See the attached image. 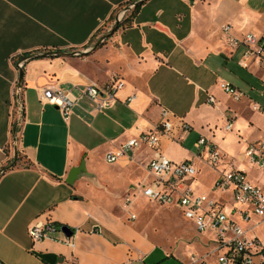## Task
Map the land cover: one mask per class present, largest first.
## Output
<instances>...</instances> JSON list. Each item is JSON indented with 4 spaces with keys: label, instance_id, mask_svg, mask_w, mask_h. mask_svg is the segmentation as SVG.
<instances>
[{
    "label": "crops",
    "instance_id": "1",
    "mask_svg": "<svg viewBox=\"0 0 264 264\" xmlns=\"http://www.w3.org/2000/svg\"><path fill=\"white\" fill-rule=\"evenodd\" d=\"M133 1L0 0V172L16 161L0 174V264H144L155 249L123 210L136 186L154 180L147 167L153 149L140 146L113 163L106 155L140 130L156 128L165 108L173 114L174 137L163 136L160 148L175 162L193 161L198 192L215 190L218 171L205 162L211 144L223 151L219 167L227 169L241 160L242 136L259 140L251 135L261 130L254 115L264 114L254 108H264V64L240 66L243 48L228 55L220 26L231 23L239 37L264 36V0H145L123 13ZM118 16L120 27L94 52L27 61L19 91L22 58L87 51ZM116 78L125 85L105 111L83 97L65 119L41 100L43 86L78 94L86 83ZM223 80L237 88L247 84L248 95L234 99L220 88ZM19 100L20 138L14 145ZM230 116L234 133L224 130ZM201 137L208 142L199 149ZM82 162L84 172L70 182ZM206 169L215 173L211 192L198 178ZM47 220L79 228L75 246L55 238L33 242L29 228ZM95 227L100 231L92 232Z\"/></svg>",
    "mask_w": 264,
    "mask_h": 264
},
{
    "label": "built area",
    "instance_id": "2",
    "mask_svg": "<svg viewBox=\"0 0 264 264\" xmlns=\"http://www.w3.org/2000/svg\"><path fill=\"white\" fill-rule=\"evenodd\" d=\"M232 28L233 25L229 22L220 26L225 36L227 54L233 55L243 48L242 57L239 60L240 66L243 68L262 66L264 64V36L249 32L239 37L232 33ZM23 66L24 63H17L18 68H23ZM124 85L125 82L120 78L105 85L86 83L84 89L76 94L72 90L50 84L41 88V100L59 108L67 119L83 97L95 103L97 112L112 108L117 102V92ZM220 88L236 100L243 96L242 92L229 81H221ZM134 97L135 95L130 96L128 101ZM209 101L214 103L215 96L210 95ZM254 108L264 110L258 104ZM21 112L22 106L19 100V116L15 121L12 141L14 145H17L20 138ZM172 117L173 114L165 108L162 112V120L156 128L140 130L136 137L122 144L117 151L109 152L106 160L110 163L116 162L128 151L134 152L143 145L153 149V156L147 167L154 180L150 185L136 186L133 195L135 198L143 195L152 201L182 209L186 219L192 221L201 233L209 234V241L214 244V249L207 253L206 257L191 256L187 264H264V188L251 182L247 171L237 168L221 169L219 166L224 153L219 146L211 144L205 162L218 171L214 182L216 193L209 195L198 192L192 184V180L198 173L193 161L175 162L160 148L163 136L174 137ZM233 120L234 116L227 118L224 125L225 131L234 130ZM241 140L244 144L241 160L264 170V139L252 142L241 137ZM207 142L206 138L201 137L196 145L200 149ZM224 194H228L234 200L231 208L228 207V200ZM133 203L134 198L128 197L126 206L130 213L129 216L131 219H136L137 216L130 212ZM62 226L53 220L37 222L29 228V235L33 242L55 238L74 247L75 241L72 237L76 231H79V228L76 230L72 228L74 234L67 237ZM98 231H100L98 227L92 230V232ZM56 234H61L62 237L57 238Z\"/></svg>",
    "mask_w": 264,
    "mask_h": 264
},
{
    "label": "rangeland",
    "instance_id": "3",
    "mask_svg": "<svg viewBox=\"0 0 264 264\" xmlns=\"http://www.w3.org/2000/svg\"><path fill=\"white\" fill-rule=\"evenodd\" d=\"M108 27L101 28L99 34L108 32L113 26L110 29ZM97 40L98 38L96 37L92 45ZM255 81L259 87V80ZM246 85L242 83L238 86L239 91L244 96L248 95L249 90V86ZM234 104L238 105V103ZM254 117L256 119L255 123H259L261 130L252 132L251 136H253V139H264V114H255ZM231 133H234V131H231ZM240 152L241 150L238 149V153ZM240 161L239 158H235L232 164L228 165L227 169L237 168L247 171L248 178L264 188V170L259 169L257 166H251L247 161L242 163ZM214 177L215 173L210 169H206L203 175H198V178L209 189ZM252 180L251 182H253ZM215 191L213 190L212 195L216 193ZM209 192H211V189ZM131 197L134 198V203L130 208V212L134 213L137 217L136 219H129L130 213L127 208L123 210V214L126 220L151 241V245L155 249L145 259L144 264H187L190 262L191 256L206 257L207 253H210L214 249V244L209 241V234L201 233L193 222L186 219L182 209L170 204L160 203L159 201H152L143 195H138L137 198H135V195ZM224 197L228 200V207L231 208L234 200L228 194H224Z\"/></svg>",
    "mask_w": 264,
    "mask_h": 264
},
{
    "label": "water",
    "instance_id": "4",
    "mask_svg": "<svg viewBox=\"0 0 264 264\" xmlns=\"http://www.w3.org/2000/svg\"><path fill=\"white\" fill-rule=\"evenodd\" d=\"M145 0H135L133 1L131 4H129L122 12L124 13L125 11H127L130 8H134L137 5H140L144 2ZM120 17L118 16L115 24L113 25V27L106 32L105 34H103L101 37L98 38V40L96 41V43L87 51H79V50H75V51H63V50H51V51H47V52H40V53H35V54H31L28 55L24 58H22L19 62L22 63H26L27 61L31 60V59H35V58H40V57H53V56H64V57H72V56H81L87 52H94L96 51L99 47H101L105 41H107V39H109L114 32L120 27ZM19 72H20V78H19V91L23 82V75H24V70L23 68H19ZM16 161H14L12 164L8 165L7 167L3 168L2 171L0 172V174L5 171L7 168H10L11 166H13L15 164ZM85 170V166L84 163L82 162L80 166L73 168V170L70 173V182H74V180L76 179V177L84 172ZM62 230L64 231V233L66 234L67 237H70L74 234L73 229L68 226V225H63L62 226Z\"/></svg>",
    "mask_w": 264,
    "mask_h": 264
},
{
    "label": "trees",
    "instance_id": "5",
    "mask_svg": "<svg viewBox=\"0 0 264 264\" xmlns=\"http://www.w3.org/2000/svg\"><path fill=\"white\" fill-rule=\"evenodd\" d=\"M136 7H138V5ZM136 7H135V9H136Z\"/></svg>",
    "mask_w": 264,
    "mask_h": 264
}]
</instances>
